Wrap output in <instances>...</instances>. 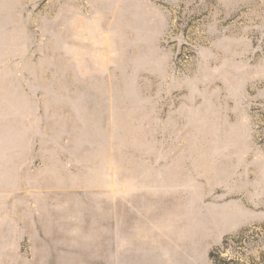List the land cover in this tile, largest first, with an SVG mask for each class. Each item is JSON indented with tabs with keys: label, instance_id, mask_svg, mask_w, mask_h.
<instances>
[{
	"label": "rangeland",
	"instance_id": "1",
	"mask_svg": "<svg viewBox=\"0 0 264 264\" xmlns=\"http://www.w3.org/2000/svg\"><path fill=\"white\" fill-rule=\"evenodd\" d=\"M0 264H264V0H0Z\"/></svg>",
	"mask_w": 264,
	"mask_h": 264
},
{
	"label": "trees",
	"instance_id": "2",
	"mask_svg": "<svg viewBox=\"0 0 264 264\" xmlns=\"http://www.w3.org/2000/svg\"><path fill=\"white\" fill-rule=\"evenodd\" d=\"M219 252H220V249H217L216 251H212L210 253V256L213 259L214 263L218 262V258H219V255H220Z\"/></svg>",
	"mask_w": 264,
	"mask_h": 264
}]
</instances>
